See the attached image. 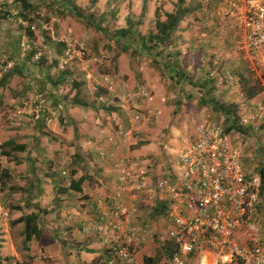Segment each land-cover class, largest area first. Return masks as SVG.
<instances>
[{
	"label": "rangeland",
	"instance_id": "1",
	"mask_svg": "<svg viewBox=\"0 0 264 264\" xmlns=\"http://www.w3.org/2000/svg\"><path fill=\"white\" fill-rule=\"evenodd\" d=\"M19 2V0H0V31L11 30L20 33L16 34L20 36L18 46L0 50V80L6 75V71L14 74H9L10 81L6 79L0 84L2 89L0 146L11 139L17 143H23L26 147H31L33 143L36 146L32 149L34 150L32 156L31 152L30 154L16 153L18 160L21 159L18 164L0 155V176L3 172L9 175V178L5 176L0 178V246L10 249L13 245L16 253V256L7 253L1 255L0 264H60L65 261L67 252L60 254L55 251V249L59 250L57 248L59 246L54 249V253L49 254L42 248L40 240L33 239L29 251H25L22 245V225H14L13 221L37 207L36 209L47 212V214L41 213L40 216L39 225L43 235L45 234L43 228H45L50 232L46 235L59 239L62 235L54 232L56 223L59 228L61 227L60 230H64L65 223L68 222L75 221L73 224L78 225L77 219H81L80 210L74 208L71 211L68 207L61 209L62 211L58 210L56 214L53 197L56 191L61 193L60 189L67 186L71 179L84 176L92 182L96 201L105 202L104 199L116 185H111L108 178L104 181V175L111 174L109 163L102 162L98 158L99 150L104 149L113 150L120 159L139 161L147 167L146 170L149 169L146 177L147 188L138 196L140 220L151 222L152 226H160L159 221L153 222L148 212L156 199L155 184L159 179H165L174 174L180 151L194 140L195 126L204 122H212L217 117L213 106L203 105L201 99L204 97L207 100L206 94L210 91L218 103L235 105V113L238 117L246 111L248 99L245 98L239 84L215 83L207 91L194 86L193 82L198 81L200 73L205 75L215 68L221 76V69L226 59H219V53H209L204 57L202 53H189L187 49L183 50L182 45V49L173 45L174 34L172 40L167 43V47L160 46L157 49L159 55L154 57L160 61V65L155 63L153 56L139 52L138 45L131 46L132 50H138L136 54L121 50L120 45L128 40L123 39L122 42H117L113 37L115 31L126 28L128 21H131L138 24L137 29L140 34L147 37L156 32L154 28L156 13L158 12L157 16L161 21H165V14L175 10L177 0H32L28 2L31 8L24 12L29 18L28 22L20 18L22 6ZM221 6L212 11V26L217 28L219 25L221 34V36L218 34L219 39L229 40L237 50L235 40L238 39L240 32L232 23L222 22L217 18L216 13ZM185 7H192L190 0H185ZM3 9L8 11L9 17L1 16ZM191 14H189L190 17L188 16L190 20L187 19L185 28L190 26L193 29L199 26L197 24L199 18ZM101 16L103 18L98 26L105 29V33L95 27ZM19 19L23 22H19ZM224 32L227 33L226 36ZM23 37H27L30 43L28 52L25 54L22 53L20 47ZM66 40L79 43L85 55L79 59L76 54H72L75 57L66 69L59 70L58 62L66 47L62 41ZM0 41L4 42L3 39ZM58 43L64 44L60 54L55 47ZM240 53L238 51L240 59L244 60V54ZM238 54L235 53V56ZM35 55H39V60H34ZM175 56L182 70L192 66L187 73L191 72L196 79L178 84L170 78L169 67L166 63L169 64ZM166 57L167 61H165ZM18 61H24L27 69L32 72L23 75L17 66ZM245 61L248 65L247 60ZM214 62L217 63L215 66H213ZM33 63L36 66H33ZM7 65H10V68H7ZM228 67L232 70V65ZM230 69L228 68L226 74L225 70L223 71L225 77L228 75L233 77V74L229 72ZM44 70H47V74H42ZM62 73H66L64 75L66 83L59 84L63 87V93L60 96L65 101L57 103L63 106L62 115L67 122L63 123L61 118L54 121L50 112L45 110V113L42 112L40 116L42 124L36 126L40 121L37 123L31 117L34 95L49 92V90L36 91L25 97L17 95V91L20 90V85L17 84L18 78L25 79L27 84L35 87L37 77H49L50 81L58 82ZM104 75H109L113 83L114 91L110 95L104 93L103 89L95 90L97 85H101L100 77ZM209 75L211 78L212 76L217 78L213 73ZM7 88L10 91H6ZM101 93L110 96L107 105L97 102ZM74 99L93 105L95 110L90 108L88 114L69 116L67 112L70 105L76 107ZM12 100H14L13 103ZM51 108L48 106V109L51 110ZM109 108L114 109L113 112L117 118L114 113L105 110ZM17 111L21 114H17ZM132 113H139L142 118L138 122L130 123L129 115ZM49 118L50 121H48ZM94 127L101 132L93 134L91 130ZM104 130L109 131L107 133ZM118 130L129 131L131 136L123 144L117 141L108 142L109 137H113ZM230 135L234 144L241 145L245 172L253 171L259 162L264 161V145L260 132L253 128L248 129L245 134ZM27 155L29 158L23 163V158ZM76 155L78 158H75ZM36 156L38 158L31 163L30 159ZM29 162L35 172L27 174ZM99 171L102 173L99 177L102 178L103 186L93 177ZM42 173L46 178L44 180ZM42 186H44L43 191L48 192V200L42 199ZM23 187L30 189L27 196L24 195ZM38 193L40 195H37ZM67 199L70 202L76 200L73 197ZM24 200H28L29 205H25ZM20 204H24L21 206L22 210L14 211L13 208L20 207L18 206ZM90 219L95 218L91 216ZM3 236H7L8 240L1 238ZM0 254H2L1 249ZM67 255L69 257L70 252ZM103 258L105 259V255L94 257L91 264H103ZM145 258L147 256L143 255L142 260L145 261Z\"/></svg>",
	"mask_w": 264,
	"mask_h": 264
},
{
	"label": "built area",
	"instance_id": "2",
	"mask_svg": "<svg viewBox=\"0 0 264 264\" xmlns=\"http://www.w3.org/2000/svg\"><path fill=\"white\" fill-rule=\"evenodd\" d=\"M216 16L239 30L236 48L244 54L249 74L262 87L256 98L248 100L238 125L258 129L264 145V0H224ZM62 42L66 47L59 70L66 69L75 57L72 54L79 59L85 55L79 43ZM29 45L23 37L22 53L28 52ZM34 60H39V55ZM227 77L226 81L218 78V84L234 83L231 76ZM100 78L102 86L95 90L112 94L111 77ZM104 93L97 102L107 105L110 96ZM49 99L47 92L34 95L32 120L38 121L45 109L54 121L61 118L66 123L63 106L50 110ZM141 118L139 113H132L129 122ZM222 123L196 125L194 140L180 151L173 176L155 184L164 207L165 227L159 231L150 224L137 226L136 221L140 214L138 196L147 188L149 169L139 161L118 158L113 150H99L98 158L109 163L116 186L105 202H98L95 219L83 224L81 231L97 237L100 250L107 255L105 264H264V181L256 167L245 172L241 145L232 142ZM130 136L129 131L118 130L108 142L123 144ZM146 239L161 251L156 260L144 261L137 256Z\"/></svg>",
	"mask_w": 264,
	"mask_h": 264
},
{
	"label": "crops",
	"instance_id": "3",
	"mask_svg": "<svg viewBox=\"0 0 264 264\" xmlns=\"http://www.w3.org/2000/svg\"><path fill=\"white\" fill-rule=\"evenodd\" d=\"M29 3L32 1L27 0ZM69 1V0H68ZM223 1L224 0H190L191 2V8L189 7L191 13V15H195L197 16V18H199L198 21V27L197 28H191L190 26H188V28L184 27L187 23V19L185 18L183 21H181V24L179 25V27L177 28L176 32L174 33V38H173V45H177L178 47H180L183 50L187 49L189 53H202L203 57L209 55V53H219V59L224 58V60L226 59V63H223V67L221 69V76L218 75L217 70H212V72H208L209 74L213 73L217 78H223L224 81L227 80L228 77H225V74L228 72V68L230 69V67H228L229 65H232V70L230 69V73L233 74V80L234 83H232V85H238V81L240 77H245L247 75L248 72V65L244 60L240 59V56L238 54V51L235 49L234 45L232 44V42H229V40H220L219 39V35L220 34V27L218 25L217 28H215L213 25V18H211L212 15V11L219 7L220 5H223ZM103 16L100 17L99 20H97L95 27L97 29H100L101 32L105 33V29H102L100 27V25L98 26V23L102 20ZM190 20V19H189ZM192 21V20H191ZM190 21V22H191ZM224 28V25H223ZM226 31V30H225ZM16 34H20V33H16V32H12L11 30H7V31H0V39H3L4 42L0 41V50H6V49H10L9 47L11 46H18L19 41H20V36H17ZM219 34V35H218ZM224 35L226 36L227 33L224 32ZM17 36V37H16ZM182 36V37H180ZM182 38V39H181ZM172 40V39H171ZM223 41H227V42H223ZM172 45V46H173ZM182 45V47H181ZM237 52H236V51ZM235 53L238 54V56H235ZM242 54V53H240ZM212 55V54H211ZM28 56V55H27ZM194 56V54H193ZM25 61H27L25 59ZM172 63L176 64L177 63V58L172 57ZM217 63L214 62L215 66ZM33 66H36V64H32ZM221 65V63H220ZM228 65V66H227ZM17 66H19L20 72L23 73V75H26L32 71H30L29 69H27V65L25 64V62L23 61H18L17 62ZM227 66V67H226ZM192 66L187 67L186 69H183L186 73L189 72L188 70H191ZM225 70V74L223 73V71ZM215 72V73H214ZM233 72V73H232ZM46 73L47 74V70L42 71V74ZM9 74L14 75L12 72H10ZM190 75H192V73H188ZM207 75V73H205V75H203L202 73H200L198 76L202 78H205V76ZM250 75V74H249ZM33 76V75H32ZM230 76V75H228ZM251 76V75H250ZM37 77V81L35 84V87H32V84L29 85L27 84V82H25V79L23 78H18V83L20 86V90L17 91V95H22L25 97V95L27 94H32L35 93L36 91H46L49 90L50 92L55 90V84L57 83V81H50V79H48L47 77ZM215 79L214 76H212V80L214 81V84L217 83L218 79ZM7 80H11L9 77L7 78ZM15 81V79L13 80ZM12 81V82H13ZM27 81V80H26ZM14 84V83H12ZM12 84H9V86H13ZM10 91L9 88L6 89V91ZM62 94L63 93V87L60 88V90H58V94ZM2 97V89L0 88V98ZM216 99V98H215ZM217 100V99H216ZM9 101V100H8ZM14 100H12L11 102L13 103ZM53 101L55 103L60 102V101H65L63 99L62 96H58V95H54ZM72 102V101H70ZM249 102V101H248ZM62 104V103H59ZM92 108L94 109L93 106L88 105L86 107L84 106H76L74 107L72 104L70 105V107L68 108V114L69 116H74V115H85L88 114L89 109ZM110 109V108H109ZM95 110V109H94ZM114 109H110V111L108 112H112L114 113V116L117 115L115 114V112H113ZM42 124V119L40 120V122L36 125V126H40ZM122 124V123H121ZM126 124H124L125 126ZM88 128H90V126H88ZM121 128V127H120ZM115 127L111 130V133L114 131ZM39 131V130H37ZM105 132L108 133L109 130H104ZM91 132L93 134H97L101 131H98L96 127L93 128V130H91ZM39 135V132L37 133ZM36 134V135H37ZM194 136V135H193ZM23 144V143H20ZM35 144L33 143V145L31 147H26V150L24 152V154H30L31 152V156L34 153V149L35 148ZM118 157V156H117ZM26 158V159H25ZM23 158V163L25 162L24 160L27 161L28 155ZM38 158V156H36L34 159H30V162H34L36 159ZM18 161L21 162V159H19ZM45 161V159H44ZM29 162V168H31V164ZM27 163V162H26ZM258 166V165H257ZM256 166V167H257ZM26 171L27 174L28 172H32V168ZM100 174L102 175V173H95L93 175V177L101 184V186H103L102 184V178H100ZM104 181H106V178H108V180H110V184L114 185L116 184L115 181V177L113 175V172L111 171L110 175H104ZM110 176V177H108ZM80 178V177H78ZM42 179H46L44 176V173H42ZM107 180V181H108ZM146 185H147V180H146ZM68 186V185H67ZM67 186L63 187L66 188ZM24 190L27 189V187H23ZM81 188V192H75L72 190H68L67 193H64L62 189H60L61 193H57V191L55 192V196L54 201H55V213L57 214L58 210L62 211L61 209L63 208H71V211L74 208H77L80 210V215H81V219H77L78 225L73 224L72 222H68L65 223L66 227H64V230H60L61 227L59 228V226L57 225V223L55 224L54 227V232L55 233H61L59 235H62L59 237V239H56L55 237H50L48 236V234L46 235V233H50L48 231V229L43 228V230L45 231V234L43 235L40 231V236L38 241L40 240L42 242V248L47 251L49 254L54 253L55 251H58L60 254H65V261L61 262L60 264H91L92 259L98 256H104L105 255V259L103 258V264H105L106 262V258L107 255L104 253V251L100 250V245L98 244V239L97 237H94L93 235H89V234H84L81 231V227L83 225L84 222H88V221H92L91 216L93 217V219L96 217L95 214L98 213L99 209H98V201L97 197L94 196L96 195L95 193V189L92 186V182H90L88 179H85V181H83V183L80 186ZM44 186H42V199L43 200H48V192L43 191ZM23 190V191H24ZM30 193V191H27L24 193L25 196H27ZM40 193V192H39ZM37 195H40V194ZM64 193V194H62ZM155 193V201L153 203V206L151 207V209L148 210L149 212V217L154 220L153 222L159 221L160 222V226H152V224L145 222V221H141L140 220V216H141V211L139 216L137 217V226H142L145 224H150V226H152L154 228L155 231H159L162 228L165 227L164 224V207L163 205L160 203V201L157 198V194ZM1 194V193H0ZM65 195V196H62ZM107 195L105 194V197ZM68 197H73L76 198V200H72L71 202L68 201L69 199H67ZM106 199V198H105ZM27 203V200H24V204ZM24 204H20L18 206H23ZM137 204L139 206V201H137ZM26 205V204H25ZM64 205V206H63ZM22 208V207H21ZM65 210V209H64ZM139 210H140V206H139ZM69 211V210H68ZM70 212V211H69ZM83 219V221H82ZM40 228V225H39ZM41 229V228H40ZM79 229V232H78ZM77 232L80 234V236L77 234ZM5 240H8L7 236H3L1 237ZM5 244V243H2ZM59 246V247H57ZM58 248L59 250L55 249ZM157 246L155 245V243L149 239H146L142 242V245L137 249V256L140 260H142V256H147V258H145V261H149V260H156L160 254L161 251L158 248L157 250ZM55 249V251H54ZM2 250V254H0V256L3 254H11V256H16L15 250L13 245L11 246V248L9 249L8 247L6 248H1ZM5 252V253H4ZM70 252V256L68 257L67 254H69ZM6 256V255H4Z\"/></svg>",
	"mask_w": 264,
	"mask_h": 264
},
{
	"label": "trees",
	"instance_id": "4",
	"mask_svg": "<svg viewBox=\"0 0 264 264\" xmlns=\"http://www.w3.org/2000/svg\"><path fill=\"white\" fill-rule=\"evenodd\" d=\"M19 4L22 6L21 12H20V18L25 20L26 22L29 21V18L27 17L25 11H28L31 8V4L28 3L27 0H19ZM58 1V0H57ZM68 1V0H67ZM1 9V8H0ZM4 11H1V16L6 17L8 14V11L3 9ZM75 11L79 12L78 9H75ZM71 13V12H69ZM73 14V13H71ZM80 14V13H79ZM191 14V11L188 7H185V0H177L175 10L172 13H166L165 14V21H161L159 19L158 12L156 13V20H155V33L149 34L147 37L140 34V32L137 29V25L134 24L131 21H128V26L126 28L117 30L113 33L114 39L117 40V42H122L123 39L128 40V42H123L120 45V48L123 52H129L130 54H136V52L139 50V52H143L146 55L149 56H158L159 51H157L160 46L167 47V43L171 41L173 34L176 32L180 22L187 18ZM92 18L91 15L89 17ZM132 45H138V50H132ZM55 47L59 51V54L64 47V44L58 43L55 44ZM27 53V52H26ZM25 54V53H23ZM155 63L160 65V61L157 60L156 57H154ZM167 61V57L165 58ZM56 64V63H55ZM166 65L169 67V75L172 80L176 81L178 84L181 82H184L186 80L193 81L196 79L193 75H190L186 73L184 70L181 69V67L178 66V64H172V59L169 61V64L166 63ZM10 71H6V75L2 77L0 80V84L5 82V80L10 76ZM66 73H62V76H59L58 82L54 85L55 90L49 93L50 99H49V106L51 110L57 109L58 103L56 104L53 101L54 95H60L58 94V90L62 88L59 84L66 83V79L64 77ZM59 75V74H58ZM197 82H193L194 86L204 88L206 91L208 88L213 87L214 81L210 77L209 73L205 76V78L198 77ZM209 84V86H208ZM239 87L241 91L243 92L246 99L251 100L256 98L260 92L262 91V87L260 83L253 79L248 73L245 77H240L238 81ZM57 87V88H56ZM53 97V98H52ZM206 97L208 98H202L201 102L203 105H212L211 107L215 109V113L217 115L214 120H212V124L217 125L220 122H223L222 124L225 125V132L229 134H245L248 129H253L251 126L248 128H243L240 125H238L239 117L235 113L236 107L235 105H223L222 102H219L213 97L212 93L209 91L208 94H206ZM74 103L76 106H88L87 103H82L79 101H76L74 99ZM93 106V105H92ZM106 111H110V109H105ZM42 112L45 113V109L42 110ZM42 116V113H41ZM215 117V116H214ZM39 119L37 123L40 121ZM258 132H260L258 129L254 128ZM26 150V146L24 144L17 143L15 140H8L4 142L0 146V155L2 157H5L8 160H11L12 162H15V164H18L20 161H18V158L16 157V153H24ZM75 158H78V155L75 156ZM255 171L257 174H259L262 181H264V161L259 162L258 166L255 168ZM35 172V169H32V173ZM88 174V173H87ZM6 178H9V175H7L6 172H3L0 176ZM173 175H170L169 177H172ZM168 177V178H169ZM89 178V177H88ZM86 177L82 176L78 179H71L68 186L66 188H61L64 193H67L68 190H72L75 192H81V184L83 181H85ZM90 179V178H89ZM28 189V188H27ZM24 190L25 192L27 191ZM30 191V189H28ZM26 205H29V201L27 200ZM31 210L30 213H24L21 217L13 221L14 225L21 224L22 225V231L21 235L23 237L22 239V245L24 246L25 251H29L30 243L32 240H38L40 236V216L41 213L47 214L45 210L40 211L39 209ZM14 211H21V207H14ZM1 249V246H0Z\"/></svg>",
	"mask_w": 264,
	"mask_h": 264
}]
</instances>
